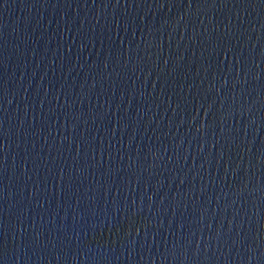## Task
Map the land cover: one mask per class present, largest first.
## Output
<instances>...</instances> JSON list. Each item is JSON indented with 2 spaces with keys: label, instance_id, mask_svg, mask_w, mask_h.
Returning a JSON list of instances; mask_svg holds the SVG:
<instances>
[{
  "label": "water",
  "instance_id": "1",
  "mask_svg": "<svg viewBox=\"0 0 264 264\" xmlns=\"http://www.w3.org/2000/svg\"><path fill=\"white\" fill-rule=\"evenodd\" d=\"M0 264H264V0H0Z\"/></svg>",
  "mask_w": 264,
  "mask_h": 264
}]
</instances>
